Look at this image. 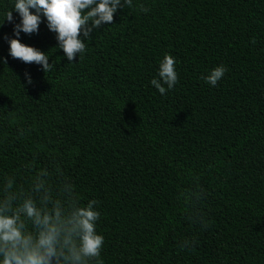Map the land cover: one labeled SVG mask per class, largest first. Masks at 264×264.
<instances>
[{"label":"trees","instance_id":"1","mask_svg":"<svg viewBox=\"0 0 264 264\" xmlns=\"http://www.w3.org/2000/svg\"><path fill=\"white\" fill-rule=\"evenodd\" d=\"M14 3L0 0V186L98 201L102 264H264V0H133L73 61L41 16L19 40L47 73L9 55ZM165 53L178 83L161 95Z\"/></svg>","mask_w":264,"mask_h":264},{"label":"clouds","instance_id":"2","mask_svg":"<svg viewBox=\"0 0 264 264\" xmlns=\"http://www.w3.org/2000/svg\"><path fill=\"white\" fill-rule=\"evenodd\" d=\"M132 4L133 0H15L13 10L5 18L13 23L16 37H4L9 55L26 64L42 65L47 73L53 69L48 63L49 56L22 44L21 32H38L43 16L47 28L56 33L58 48L68 61H73L85 52L84 41L91 38L94 29L112 24L118 8L132 7ZM13 11L19 14V23H14ZM140 11L149 9L140 6ZM0 62L6 63L2 57ZM175 65V58L165 53L157 70L158 78L150 81L161 95L178 83ZM225 71L219 65L201 79L215 87ZM27 82L32 81L29 78ZM46 174V170H41L37 176ZM13 180L8 177L0 186V264H90L93 259L96 264H102L99 257L104 237L96 231L100 213L93 207L98 201L93 199L81 205L77 199L66 206L52 198L42 180L36 179L28 191L16 188ZM192 243L185 240L182 247Z\"/></svg>","mask_w":264,"mask_h":264}]
</instances>
